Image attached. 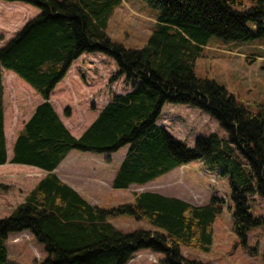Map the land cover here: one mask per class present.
<instances>
[{
  "label": "trees",
  "instance_id": "1",
  "mask_svg": "<svg viewBox=\"0 0 264 264\" xmlns=\"http://www.w3.org/2000/svg\"><path fill=\"white\" fill-rule=\"evenodd\" d=\"M40 9L0 46V163L6 161L1 69L15 72L42 97L25 122L10 162L36 165L46 174L11 212L0 217V264H9L10 233L28 230L44 244L38 264H126L141 248L160 252L161 264H214L182 255L180 246L208 251L213 222L224 198L193 204L156 191H134L131 201L93 205L53 171L72 149L111 153L127 146L111 180L113 188L144 184L192 160L228 180L231 228L251 254L249 231L264 225L248 200L264 198V103L256 111L220 83L194 72L211 35L247 40L264 34V0H145L158 9L145 43L127 47L106 28L123 0H5ZM83 52L111 57L131 89L114 94L78 137L48 101L49 93ZM165 102L187 104L215 118L225 131L196 135L192 145L156 123ZM5 186L0 184V188ZM129 215L151 228L123 230L111 218ZM264 264V254L262 259Z\"/></svg>",
  "mask_w": 264,
  "mask_h": 264
},
{
  "label": "rangeland",
  "instance_id": "2",
  "mask_svg": "<svg viewBox=\"0 0 264 264\" xmlns=\"http://www.w3.org/2000/svg\"><path fill=\"white\" fill-rule=\"evenodd\" d=\"M250 4V0H244L245 6ZM39 12V8L25 2L0 0V39L5 42L21 28L25 21ZM157 14L158 9L145 0H123L114 9L106 32L114 41L121 42L127 47H140L145 43L154 26ZM2 40L0 42H3ZM73 64L65 75V77L68 75L67 80L52 95L60 110L63 113L68 111L65 118L73 125L80 122L81 118L87 117L90 106H87L88 101L77 109L74 105L72 106L74 101L72 103L73 99L68 98L70 91L73 88L78 91L79 87L69 82L74 83V80L79 81V79L89 82L96 86L94 91L95 88L104 86L106 79H108L110 91L125 92L131 86L123 76H119L113 81L109 80L116 70V64L111 57L103 53L80 54ZM100 71L102 73H98ZM194 72L200 77H207L222 84L229 93L235 96L238 102L250 110H258L264 103V34L247 40H223L211 35L195 60ZM50 94L51 92L48 101H50ZM161 109L158 122L165 124V129L176 139L184 140L189 145H192L194 137L199 134L205 135L211 131H217L220 136H225V131L220 127L218 121L198 108L186 104L165 102ZM125 149L126 146L115 152L110 162H113L111 165L116 163L117 158ZM76 152L84 154L83 159H90L89 152H80L79 150ZM152 182L149 188L164 195H178L179 198H184L193 204H203L212 195L224 198L223 208L213 222V242L210 249L202 251L198 248L181 245L182 255L210 261L214 264H262L264 225L253 227L248 233V244L253 246L258 243V252L251 254L241 244L231 228V208L228 207L231 205L230 188L226 177L219 176L215 170H210L200 161L192 160L171 169ZM139 185L133 184V186ZM130 189H112L108 195V201L101 202L100 206L106 207L127 202L131 197ZM248 204L251 214L264 216V198L262 196L251 195ZM116 218L127 220L133 224L139 223L136 221L137 219L135 220L129 215H121ZM140 220L144 222L139 223L140 227L144 228L145 224L149 226L147 221ZM7 248L9 264H38L45 257L44 244L37 241L28 230L10 233L7 239ZM139 250L147 253L145 257L138 260V256H136L128 264H161L162 254L160 252L148 248Z\"/></svg>",
  "mask_w": 264,
  "mask_h": 264
},
{
  "label": "crops",
  "instance_id": "3",
  "mask_svg": "<svg viewBox=\"0 0 264 264\" xmlns=\"http://www.w3.org/2000/svg\"><path fill=\"white\" fill-rule=\"evenodd\" d=\"M5 42H0V46H2ZM96 53L100 54V52ZM76 59L77 58L72 61L69 68L74 65L73 63ZM69 68L67 69V71L69 70ZM98 73H102V71ZM65 75L55 84L53 89L50 91V103L52 104L60 120L68 128L70 133L75 137H78L82 134V132L97 117L102 107L110 101L111 97L114 94H123L131 89L129 87V89L125 92H118L117 90L110 91L108 79H106L104 86L95 88V91L94 87L96 86L89 84V82H84L80 79L79 81L74 80V83L69 82L70 84L79 87L78 91L74 88L70 91V95L68 98L73 99L72 103L74 101V104H72V106L74 105L75 109H77L78 107L80 108L84 103H86V101H88L87 106H90L88 107L87 117L81 118L80 122L73 125L65 118V115H67L68 111H66V113H63L57 105L56 100L52 96L67 80L68 75L66 77ZM1 84L3 105V133L6 161L0 163V184L5 186L4 188H0V217H4L11 212L14 206L24 200L26 194L46 174V170L32 164L10 162V158L13 155V145L19 132L22 130L25 122L33 114L35 107L44 100L43 97L10 69H1ZM156 123L165 127V124L158 122V118L156 119ZM126 149L122 151L121 155H119V157L117 158L116 163H114L113 165H111L113 162H110L112 161L114 157L113 155L115 154V152H117V150L111 153L100 154L86 151L90 153V159H83L84 154H80L79 152H76L75 149H72L58 163L53 171L61 180L65 181L67 184L73 187L87 201H89L93 205L98 206H100L101 202L108 201V195L112 189L127 190L131 188V197L127 201L132 200L133 191H156L153 188H149L153 183V180L139 186H133V184H131L127 188H113L111 186V180L114 176L117 166L125 155ZM94 156L95 158L93 159ZM78 157L80 159H77ZM146 186L148 188H145ZM171 196L179 197L178 195ZM110 220L113 224L118 225V227L123 229H134L140 227L139 223H144L141 220L135 219L139 223L133 224L127 220H122L119 218L117 219L116 217ZM144 228L149 229L151 228V225L149 224V226H147L145 224ZM146 254L147 253H143L140 252V250H137L134 253L133 257L126 264H128L136 256H138V260H141L145 257Z\"/></svg>",
  "mask_w": 264,
  "mask_h": 264
}]
</instances>
